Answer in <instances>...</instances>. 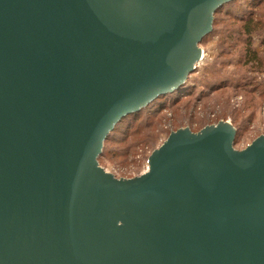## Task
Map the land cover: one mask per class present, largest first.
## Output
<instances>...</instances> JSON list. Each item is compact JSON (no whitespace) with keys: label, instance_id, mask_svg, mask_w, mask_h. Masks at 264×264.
Here are the masks:
<instances>
[{"label":"water","instance_id":"obj_1","mask_svg":"<svg viewBox=\"0 0 264 264\" xmlns=\"http://www.w3.org/2000/svg\"><path fill=\"white\" fill-rule=\"evenodd\" d=\"M228 1L0 0V264H264V133L178 128L131 178L98 159Z\"/></svg>","mask_w":264,"mask_h":264},{"label":"trees","instance_id":"obj_2","mask_svg":"<svg viewBox=\"0 0 264 264\" xmlns=\"http://www.w3.org/2000/svg\"><path fill=\"white\" fill-rule=\"evenodd\" d=\"M263 5L264 0H230L215 11L213 29L202 38L200 45L213 38V35H217L219 53L215 61L205 68L206 73L201 81V84L204 85L202 88L205 89L202 91L201 99L205 98L209 92L227 87L247 89L252 92H256V90L262 87L251 74L259 72L264 68V14L258 11ZM224 23L225 25H223ZM220 25L221 27L219 28ZM254 34L259 37L258 45L261 47L260 50L255 46ZM237 49L239 50V55L233 63V56L237 52ZM199 64L200 61L197 62L194 71L198 68ZM231 65L240 67L241 71L238 70L237 73L229 72L228 68ZM244 67L246 69L243 72L242 69ZM189 76L186 82L178 89L160 95L145 107L126 115L117 122L104 141L102 153L98 158L99 163H101L102 158H106L107 156L117 157L119 155L108 147L109 143H126L134 137L133 142L130 143L125 153H120L126 156L131 154L130 150L134 147V143L139 144L140 141L150 142L151 133L148 134L149 131L146 132V130L155 122L152 119L157 118L156 120H158L164 108L167 106L170 108L179 106L183 98H190L189 96L194 94L199 88L200 84L191 82ZM232 76L236 79L232 78ZM262 92H264V89H262ZM209 107L205 103L201 107H197L194 104L191 112L195 111L196 108L203 109L206 117L209 119L210 115L215 112V110L211 112ZM193 117L194 115H191L192 122H194ZM219 119L217 118L214 121L210 117L208 122L206 120H203V122L202 120H196V123L199 126L198 129H200L207 124L217 123ZM232 124L236 128L235 146V143H237L239 137L244 132L243 124L246 125V122L238 124L236 120L232 119ZM143 132L146 134H143Z\"/></svg>","mask_w":264,"mask_h":264},{"label":"rangeland","instance_id":"obj_3","mask_svg":"<svg viewBox=\"0 0 264 264\" xmlns=\"http://www.w3.org/2000/svg\"><path fill=\"white\" fill-rule=\"evenodd\" d=\"M258 11L264 14V5ZM212 37L209 41L204 42L203 45L201 44L204 51L202 55L204 57L200 60L198 68L189 76L191 82L200 84L197 91L189 96L190 98H183L179 106H175L174 108L167 106L164 108L158 120H156L157 118L151 117L155 122L146 130V132L149 131L148 134L151 133L150 142L140 141L139 144L134 143V147L130 150V155L123 156L120 153H125L130 143L133 142L134 137L126 143H109L108 147L119 155L117 157L107 156L101 159L100 164L107 171L119 178H131L145 173L149 169L148 158L152 150L158 148L168 138L171 131L178 128L189 127L192 131H199L201 128L198 129L199 126L196 120H202V122L206 120L208 122L211 117L214 121L220 118L229 120L231 123L232 119L236 120L238 124L246 122V125L243 124V134H241L239 140L235 143V148L237 149L245 148L255 138L264 133V92H262V89H264V68L259 72H253L251 74L256 78V82L262 86L256 92L247 89H236V87H227L218 91L209 92L205 98L201 99L202 91L205 89L202 88L204 85L201 84L206 73L205 68L215 61L219 53L218 36L213 35ZM253 38L255 46L260 50L258 35L254 34ZM238 55L239 50L237 49V52L233 56V63L238 58ZM245 69L246 67L242 69L243 72ZM238 70L241 71V68L238 66L235 67L234 65L228 68V71L233 73H237ZM232 78L236 79L234 76ZM204 103L210 106L211 112L215 110L209 119L206 117L203 109L196 108L195 111L191 112L194 104L197 107H201ZM191 115H194V122L191 121ZM143 134L146 133L143 132Z\"/></svg>","mask_w":264,"mask_h":264},{"label":"bare ground","instance_id":"obj_4","mask_svg":"<svg viewBox=\"0 0 264 264\" xmlns=\"http://www.w3.org/2000/svg\"><path fill=\"white\" fill-rule=\"evenodd\" d=\"M202 53H203V52H201V55H202ZM202 57H203V55H202Z\"/></svg>","mask_w":264,"mask_h":264}]
</instances>
